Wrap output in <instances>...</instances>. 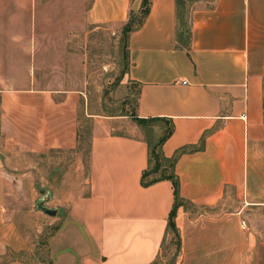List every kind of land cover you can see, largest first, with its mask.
<instances>
[{
	"label": "crops",
	"instance_id": "crops-1",
	"mask_svg": "<svg viewBox=\"0 0 264 264\" xmlns=\"http://www.w3.org/2000/svg\"><path fill=\"white\" fill-rule=\"evenodd\" d=\"M140 4L91 0L87 18L122 25ZM177 12L179 25L175 0H150L142 24L127 35L125 78L136 87L132 117L172 126L161 143L165 157L204 138L202 148L175 161L182 198L196 207L238 201L219 214L194 217L177 207L174 221L181 234L186 220L190 227L227 226L238 235L231 245L238 249L235 263L244 262L247 248L254 264H264V240L253 234L245 239L240 229L249 208L264 207V0H188ZM181 22L190 23L189 50L176 43ZM88 106L79 88L0 89V158L74 150L80 124L85 118L92 123L88 192L70 202L68 221L50 240V262L33 264H149L164 243L175 200L170 179L141 184L148 142H156L162 129L144 136L142 125L126 116L92 112ZM112 125L126 128L112 131ZM5 233L0 248L13 242Z\"/></svg>",
	"mask_w": 264,
	"mask_h": 264
},
{
	"label": "rangeland",
	"instance_id": "rangeland-1",
	"mask_svg": "<svg viewBox=\"0 0 264 264\" xmlns=\"http://www.w3.org/2000/svg\"><path fill=\"white\" fill-rule=\"evenodd\" d=\"M90 4L91 0H0V89H83L89 111L124 115L142 125L144 136L158 126L163 132L165 122L132 117L136 87L125 78L124 24L90 22ZM80 125L79 143L74 150H50L38 157L21 154L20 158H12L9 153V158H0V245L5 232L13 241L0 248L4 250L0 264L12 260L50 262V240L68 221L70 202L88 192L92 123L85 118ZM112 128L114 131L126 126ZM237 205L236 198H229L214 207L185 208L194 217L198 213L219 214L221 209ZM42 207L55 209V213L47 214ZM255 207L244 214L246 227L240 229L245 239L253 234L256 240H264V207ZM188 223L186 220L182 234L178 228L176 234L167 230L158 254L160 264L171 259L170 264L178 260L180 264H254L247 248L244 262L235 263L238 249L231 245L238 238L236 230L213 222L197 227ZM52 247L55 251L59 245L54 242ZM226 255L228 263L222 262Z\"/></svg>",
	"mask_w": 264,
	"mask_h": 264
},
{
	"label": "trees",
	"instance_id": "trees-1",
	"mask_svg": "<svg viewBox=\"0 0 264 264\" xmlns=\"http://www.w3.org/2000/svg\"><path fill=\"white\" fill-rule=\"evenodd\" d=\"M187 1L188 0H175L176 18L178 21V25L180 24L179 23L180 17H179V12H177V10H179V6L184 7ZM149 6H150V0H141L140 8L138 9V11H133L130 9L128 13V19L124 23L122 31L126 32V34L128 35L130 31L138 28L142 24L144 18L146 17L149 10ZM180 28H181L180 31L178 30L176 32V43L179 47L184 48L185 50H189L190 37H191L190 23L188 22L185 24L184 22H181ZM127 35L123 40V44H122L125 71L127 69V64H128ZM137 119L139 121H144L143 119H139V118ZM171 131H172V126L169 124L156 142L154 143L150 141L148 142L149 145L148 166L142 172L141 184L147 186L161 179H170L172 181L174 187L175 200H174V205L169 213L167 227L168 229L170 228L176 234L177 228L174 221L176 208L182 206L184 210H186L187 207L196 208V206L179 195V183H178V177L174 173V164L180 154L202 148V143L204 138L202 137V139L198 144L182 146L176 149L172 156L165 157L161 152V143L171 134ZM149 264H160L158 262V255Z\"/></svg>",
	"mask_w": 264,
	"mask_h": 264
},
{
	"label": "water",
	"instance_id": "water-1",
	"mask_svg": "<svg viewBox=\"0 0 264 264\" xmlns=\"http://www.w3.org/2000/svg\"><path fill=\"white\" fill-rule=\"evenodd\" d=\"M42 200V199H40ZM42 210L47 213V214H50V215H53L55 213V209H51V208H48V207H42ZM173 259H171L167 264H170L172 262Z\"/></svg>",
	"mask_w": 264,
	"mask_h": 264
},
{
	"label": "built area",
	"instance_id": "built-area-1",
	"mask_svg": "<svg viewBox=\"0 0 264 264\" xmlns=\"http://www.w3.org/2000/svg\"><path fill=\"white\" fill-rule=\"evenodd\" d=\"M240 226H241L242 228H245V227H246V223H245L244 220H240Z\"/></svg>",
	"mask_w": 264,
	"mask_h": 264
}]
</instances>
